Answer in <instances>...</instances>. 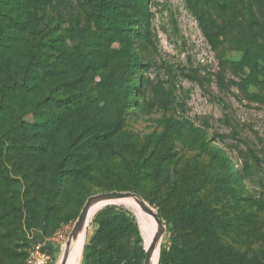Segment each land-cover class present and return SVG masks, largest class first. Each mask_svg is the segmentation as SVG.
Segmentation results:
<instances>
[{"label":"rangeland","instance_id":"rangeland-1","mask_svg":"<svg viewBox=\"0 0 264 264\" xmlns=\"http://www.w3.org/2000/svg\"><path fill=\"white\" fill-rule=\"evenodd\" d=\"M11 1L12 17L0 23V87L21 79L36 35L74 49L82 35L97 31L94 8L86 0ZM249 1L146 0L135 13L141 22L131 48L123 54L124 41L116 36L103 46L101 57L85 61L84 70L42 45L51 75H39L25 92L10 91L5 103L0 99V264H60L86 199L127 187L152 198L158 213L165 194L175 190L168 214L161 215L165 232L157 246L159 254L170 250L169 264H224L223 255L228 264H264V73L246 64L237 35H220L237 33L228 17L249 16ZM224 16L227 25L221 23ZM11 18L18 20V28L9 27ZM131 52L141 64L124 71ZM118 76L135 80V95L121 97ZM51 95L76 96L79 102L63 123L23 134L21 119L33 121L28 110ZM64 111L52 106L44 113L56 118ZM83 124L120 132L104 149L66 161L64 189L56 196L54 179ZM172 130L177 133L171 141ZM140 150L149 167L136 175L132 157ZM186 170L197 174L192 192L199 212L207 207L203 212L218 218L224 247L216 252L218 263L210 253L212 240L202 242L191 219L172 209ZM108 205L124 211L134 224L121 222L129 229L127 264H144L145 248L158 227L152 230V218L127 200L91 209L76 243L78 253L68 264H82L86 244L99 230L96 214Z\"/></svg>","mask_w":264,"mask_h":264},{"label":"trees","instance_id":"trees-1","mask_svg":"<svg viewBox=\"0 0 264 264\" xmlns=\"http://www.w3.org/2000/svg\"><path fill=\"white\" fill-rule=\"evenodd\" d=\"M236 1L239 3V0H232L231 4ZM86 2L90 7L94 8L93 23H95L97 31L91 33L90 37L82 35L80 43L74 49H68L65 42L63 44L59 42V40H54L53 43H50L36 35L35 41L31 43V59L25 64L21 79L14 80L12 86H9L7 82L1 83L0 99L2 103L8 101L7 95H9L10 91L25 92L32 88L34 79L38 78L39 75H51V65L47 63V60L42 54V45L50 46L60 52L62 54L61 58L64 59L68 57L74 64L81 65V70L87 67L84 66L83 69V65L86 64L85 61L93 60L95 54L98 58L101 57V53L104 49L103 46H106V43H109L108 41L116 36H120L124 41L123 54L126 49L131 48V38L137 31L136 26L141 22V20H139L141 19V15L135 13L136 11H142L144 5H146V0H86ZM249 3V16H242L240 19L232 18L231 15L228 17V19L232 20L230 24L236 27L237 33L234 34L232 30H230V32L221 31L220 35H237L239 37L237 38L240 48L244 51V60L246 64L254 71H261L262 74L264 73V0H250ZM13 5L11 0H0V23L4 24L6 19L8 20V18L12 17L11 9ZM228 19L225 16L222 17L221 23L227 25L226 22ZM12 20L14 23L10 24L9 27L15 26L18 28L20 25L18 20H15V18ZM218 27L221 28L220 25H218ZM140 64L141 62L133 55V52H131L127 60H125L123 66L124 71L131 72L134 67ZM116 80L122 98L128 95H135L136 83L133 78L126 81L118 76ZM74 97L76 96L59 98L55 95H51L38 99L34 106L28 110L33 116V121L26 122L21 119L19 125L21 132L32 136L39 130L51 128L54 124L63 123L65 114L71 115V112L74 111V105L76 106L79 102V100H75ZM52 106L59 109L65 108L62 116L59 115L53 118L45 115V109ZM119 132V128L112 126L100 127L97 129H91L87 124L80 126L77 133L72 138L70 149L61 162L60 174L54 179L56 196L63 192L66 180L64 173L67 172V169L63 164H67L66 161L69 162L72 159L78 160L79 157L83 155H85L83 157H86V154L91 152L94 148L97 150L104 149L106 145L111 143L113 139L118 136ZM176 133V130H172L169 134L168 137L171 141ZM169 154V150H166L162 154L163 162H167ZM100 158L101 156H98L97 159L99 160ZM132 167L136 175H143L147 172L149 167L148 160L144 157L142 150L133 155ZM185 172L188 175L183 177L182 189L178 192V203L172 206V209H176V211L180 213L182 212L184 216L191 219L193 225L197 227V231L200 232L199 235L202 242H206L208 238L212 240V242H210V253L213 255L214 262L218 263L216 252L219 250L222 251V248H224L221 243H219L218 239V218H215L212 213L203 212L207 210V207H203L202 212H199V204L195 202L197 201L195 200L197 196L192 192L197 174L189 170ZM127 188L129 191L133 190L141 195L148 200L151 205L155 204L152 198H147L138 189L134 187ZM174 191L172 192V190H169V192L165 194L162 203L160 202V217L163 214H168V207L171 205L172 196L176 197ZM95 221L99 224V230L96 235L89 240L88 244H86L82 264H127L129 251L124 239L128 237L127 233L129 229L127 227L123 228L121 222H124L127 226L129 224H134L129 222L130 220L126 213L122 210H118L115 205H108L96 214ZM135 229L137 231L138 240H140L141 238L136 225ZM99 236L101 238L100 243L98 241ZM97 241L99 244L96 246L95 242ZM172 243L178 245L175 236H172ZM142 251L144 252V248H141V254ZM170 256V250H161L160 264H169L171 259ZM223 257L224 259H222V262L228 264L230 259L226 258V255H223Z\"/></svg>","mask_w":264,"mask_h":264},{"label":"water","instance_id":"water-1","mask_svg":"<svg viewBox=\"0 0 264 264\" xmlns=\"http://www.w3.org/2000/svg\"><path fill=\"white\" fill-rule=\"evenodd\" d=\"M124 197H132L135 198L138 203L140 204L141 208L152 214L156 220L158 221L161 229L159 230L158 234L156 235V237L154 238L153 242L147 247L145 248V260H144V264H151L152 261V257L154 254V250H155V246L158 242V240L163 236L164 232H165V224L162 220V218L160 217V214L151 206V204L149 202H147L141 195H139L136 192L133 191H121V190H113V191H109V192H101V193H97V194H93L90 195L86 201L85 204L83 206V208L81 209L74 225L73 228L70 232L71 237H77L79 232L83 229L90 207L91 205L98 201V200H110V199H119V198H124ZM66 260H67V254L65 255L64 259L62 260L61 264H66Z\"/></svg>","mask_w":264,"mask_h":264},{"label":"bare ground","instance_id":"bare-ground-1","mask_svg":"<svg viewBox=\"0 0 264 264\" xmlns=\"http://www.w3.org/2000/svg\"><path fill=\"white\" fill-rule=\"evenodd\" d=\"M115 200H127V201H130L132 204H134L136 207H138L141 211H143L144 213H146L147 215H149V216L152 218V220H153V223L151 222L152 230H154L156 226L158 227V229H157V231L154 233V236H153V238H152L151 241H150V244H151V243L153 242L154 238L156 237V235L158 234L159 230L161 229V227H160L158 221L156 220V218H155L152 214H150V213L144 211V210L141 208L140 204L138 203V201H137L135 198H132V197H124V198H119V199L98 200V201L94 202V203L91 205L90 210H89V213H90L91 209H92L95 205H97V204H99V203L108 202V201H115ZM89 213H88V215H89ZM87 218H88V216H87ZM86 221H87V219H86ZM145 222H146V221H145ZM146 223H147V222H146ZM85 227H86V222H85V225H84L83 229L79 232V234H78L77 237H71V234H70V237H69V240H68V248H67V251H66V254H67L66 264H68V262H69V258H70V259H71V258H75V256L77 255V253H78V246H77L76 243H79V241H81V238H82V235H83V233H84V229H85ZM161 238H162V237H161ZM161 238L158 240V242H157V244H156V246H155V250H154V254H153V257H152L151 264H158V261H159V255H160V254H159V249H158L157 246H158V243L161 242ZM150 244H149V245H150ZM66 254H65V255H66ZM64 257H65V256H64ZM64 257H63V259H64ZM63 259H62V260H63ZM61 262H62V261H61ZM60 264H61V263H60Z\"/></svg>","mask_w":264,"mask_h":264},{"label":"built area","instance_id":"built-area-1","mask_svg":"<svg viewBox=\"0 0 264 264\" xmlns=\"http://www.w3.org/2000/svg\"><path fill=\"white\" fill-rule=\"evenodd\" d=\"M44 259H45V256H41V260H40V262H43L44 261Z\"/></svg>","mask_w":264,"mask_h":264}]
</instances>
